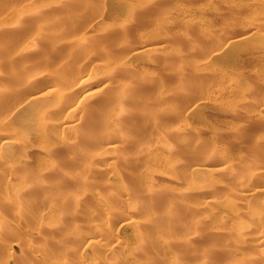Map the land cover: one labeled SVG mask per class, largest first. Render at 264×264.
<instances>
[{
    "label": "rangeland",
    "instance_id": "obj_1",
    "mask_svg": "<svg viewBox=\"0 0 264 264\" xmlns=\"http://www.w3.org/2000/svg\"><path fill=\"white\" fill-rule=\"evenodd\" d=\"M15 1L12 0L11 4L17 5L21 0H18L17 4ZM28 1L30 4L33 1L35 3L31 4L33 6L31 8L34 9V5H36L42 9L39 11L41 15L31 18L32 25L30 23V28L26 30L27 37L25 36L26 32L14 28L15 31L13 29L9 31L12 28L10 26L12 21L8 20L12 19L9 18L13 11L8 13V10L11 7L4 10V14L0 11V15L2 13L0 21L4 20L0 26V62L4 63L5 66H1L6 71L3 73L1 69L0 77L3 81L4 78L7 80L10 77L9 79L12 81L9 83L8 79L5 84L13 86L9 97H0V138L9 137L10 140L5 141L4 139L5 142H2L0 139V221L11 220L10 226L0 228V246H5L6 252H8L7 249L11 251L10 244L25 249L30 246L29 249H32L33 252L36 251L35 255L39 253L34 258V264H101L103 261L109 262L114 256L124 255L126 245L112 247L114 241L109 239L108 242L106 239L107 243H110V247H108L113 250L110 249L106 253L98 246L82 243L80 239L83 236L82 233L90 235L89 232L98 224L104 209L109 208L114 212L110 217H106L109 218L110 224V230L105 235L106 238L115 234L125 236V230H128L129 234V229L120 228L122 219L127 212L134 214L139 219H141L139 216H144L142 214L143 206L138 205L136 201H139L138 198H142V195L145 194L143 187L146 184L145 187H148V184H153L157 191L160 190L159 192H163L162 194H165L166 197L169 196L173 202L181 205H178V208L181 207V210L190 213L185 214L184 220H186H183L185 223L182 225L181 222L179 228L177 226L179 230L169 231L170 229L165 227L166 239L180 241L185 236L195 238L196 240L191 239L195 244L190 249L192 254H201L204 248H201L200 245L196 246V241L202 240L201 238H205L207 234L210 235L213 232V236L214 234L215 236L210 237L212 241L209 240L210 243H213L208 244L209 242H207V244L214 246L218 252L224 251L222 253L224 256L219 259L220 264H234V260L230 263L229 260L227 262V256L231 260L232 255L237 256L236 259L242 258L244 254L240 250L243 247L242 238L244 240L247 234L249 235H247L248 239L255 234L258 236V233L261 235L262 231L259 230L264 228V222L261 224L264 221V218L262 219L264 212L259 216L261 204H264V192L262 191L264 190V168L262 167L264 165V149L261 150L262 147L264 148V0H22L25 2L23 4L30 7ZM21 4L15 8L18 6L27 8L26 5L22 6L23 4ZM5 12L8 14L6 15ZM129 14L131 17L127 16ZM61 16L66 17V20L62 21ZM42 17L50 18L53 22L58 20V23L49 29L43 26ZM126 17H129V22L126 21ZM5 20L7 24H5ZM121 21H124L122 24L127 22V24L125 23L127 31L119 33ZM227 23L230 24V27L233 25L234 29L226 32L225 35L215 36L213 31H217V28H221ZM250 24L256 27L252 26V28ZM40 26L42 27L39 29ZM7 27L9 30L6 29ZM103 30L107 32L104 33ZM38 31L45 33L44 40L43 37L42 40H37L35 34ZM33 34L34 37H32ZM157 37L161 39H157ZM22 38L25 39V42L23 40V44H20ZM82 38L83 40H81ZM97 38L101 43L97 41ZM31 40L33 41L32 46L35 43V45L41 44L43 47L36 46L37 48H34L36 51L31 49V44H29ZM80 41L82 43L86 41L85 43L88 42V45L91 43L90 48L92 49H88V46H84L86 48L78 46ZM157 41L162 42L161 45L165 46L162 53H166L167 57L170 55L169 63L172 64L174 61L172 67L169 64L170 68L165 66L168 62L162 64L169 68L164 69L163 67L165 71L158 64L159 61L157 60V63L153 58L157 54L153 50L158 46L155 43ZM73 42L76 44H70ZM24 43L30 45L27 48L28 51L26 50L27 53H24L26 55L19 52ZM146 43L147 45L154 44L147 46ZM68 47L75 50L70 52ZM147 48H151V50L146 51ZM14 51H17L18 56L21 55L19 56L20 60L17 59L18 56ZM13 53H15L14 57H12ZM170 60L172 61L170 62ZM114 64L115 71L112 68ZM24 65L26 68H35L33 71L38 69V72L43 76L36 77L39 78L38 80L34 78L30 81ZM117 65H119L118 68L122 65L120 72ZM127 68L128 71L125 73L123 70H127ZM97 70H99L97 73L100 77L99 81L96 80L90 89L95 95L90 98L89 103L81 107L85 91H80L77 94L70 89V85L81 80L86 74ZM129 70L130 73L133 72L130 77H128ZM42 71L45 72L42 73ZM44 74H46L45 77ZM13 75H15V79ZM123 75L126 76L125 78L128 77L126 79L128 81L123 78ZM147 75L149 79L146 78ZM141 77H144V82ZM122 78L124 82L121 81ZM125 82L132 86L137 84L135 88L138 91L139 100L134 106L137 110H133L134 107L131 105L120 103L116 105L115 103L119 97L126 94L125 89L129 90L131 87L129 84L126 87L127 83ZM44 85H46L45 88ZM25 87L30 88L26 89ZM123 87L126 88L123 89ZM61 90H64L65 93L62 99L58 97ZM44 92L47 93L45 95L47 98L43 99L49 103L44 102L46 103L44 104V100L41 99V102L39 101L35 105L28 100L29 96L31 98L33 95L44 94ZM172 96H177L178 107L174 112L162 111L163 106L170 104L169 100ZM50 101L52 102L50 103ZM4 104L5 106L9 104L12 109L8 110ZM13 106L15 107L13 108ZM36 107L39 108L38 111L35 110ZM4 108L7 109L6 112ZM130 108L133 110L132 113H135L134 115H131L130 112V118L125 115L123 119H116V114L122 109L129 111ZM144 113L146 114L144 115ZM38 115L43 118H39ZM142 116L144 119L140 118ZM77 120L80 121V127L74 133L73 131L70 133L66 129L63 131L64 133L60 130H55L53 133L50 132L52 129L47 128L52 125L60 126L68 122L73 123ZM121 120L125 124L128 122L129 129L134 132H131L130 135L129 133L125 134ZM53 122L59 124L49 125ZM170 122L171 124H169ZM38 124L46 126L45 129L41 125L47 133L42 128L40 129ZM170 125L176 128L175 132L177 133L165 142L161 133L165 127H171ZM115 132L122 135L124 140H122L123 138L120 141L115 139L118 136ZM91 133L98 136L96 141L95 138L88 139ZM234 133L239 134L236 136ZM61 136L70 138L67 141L73 138L75 141L70 142V144L73 142L71 146H66L64 143L61 145L59 142ZM48 139L51 143L48 142ZM210 140L215 141L214 146L203 152L205 150L201 149L202 146L198 143H206ZM113 142L115 145H119V148L116 152V149L112 150L111 153L108 145H113ZM256 142L262 145L260 149L255 145ZM49 146H52L54 150ZM104 146L107 148H103ZM258 149L259 152H257ZM145 150L148 153L154 152L153 158L156 160L150 158L153 153H149V158L145 159L147 154L142 153ZM128 155L131 159L124 160ZM142 157L144 159H141ZM184 158L190 162L188 168L183 170H179L181 168L178 169V166H176L177 169L172 168L174 166L172 163L175 164L176 161ZM103 166L105 169L101 172ZM145 167H149L151 170ZM196 167L197 169L202 168L201 176L194 174L193 171ZM220 168L223 170V174L218 173ZM253 168L254 170L258 169L254 171ZM260 168H263V176L261 172L260 175L255 173L259 172ZM251 172L255 177L258 174V177L253 178ZM191 173L193 174L191 175ZM246 174L248 177L251 175L253 179L248 178L251 179L250 183H247L248 185L243 182L246 187L243 189L242 178L244 177L245 180ZM202 176L205 178V182ZM83 179H88V188L86 187L82 191L84 189L81 184ZM190 179H196V182L198 180L200 186L202 182V187H204L202 191L200 189V192L198 190L194 191L195 193L184 192L183 185ZM60 181L63 182L62 185H59ZM30 182L38 183L36 184L37 189L33 188L35 194H32ZM57 186H61V188L55 189ZM69 193L74 198L72 195H70L71 198L67 197ZM77 193L81 194V198H77ZM63 194H66V197ZM100 194L104 197L100 198L98 196ZM65 198H68L69 201ZM173 198L181 199L180 203ZM71 199H73L72 202ZM73 202H76L75 207H73ZM126 204L131 205L130 212L127 211ZM139 204H142V201ZM51 205L63 206L64 219L55 215L47 226L35 217L30 222L17 224L13 221L19 206L30 208L37 213V216H40ZM165 206L163 205L164 208ZM177 207L172 209H177ZM164 208H160L158 212L165 214L169 211L168 208ZM256 208H259L257 209L259 214L255 210ZM79 211L82 214H78ZM30 214L33 216L32 212ZM194 214L198 221L193 218ZM86 217H90L89 221ZM146 217L148 218V216ZM194 219L198 223L195 222V224ZM235 219L240 222L231 224L235 222ZM259 219H261V223L256 221ZM241 221L243 223L248 221V224L242 226ZM63 222H70L67 223L68 225L74 224L69 229L73 232L79 231V234L76 235V238L64 241L66 249H69L68 253L49 254L48 250L42 246L45 242L44 232L49 233L51 241L61 240L57 229ZM167 222L168 225L169 222ZM253 222H258V225H262V227H258L257 223L253 225ZM115 223L117 225H114ZM239 226H245L246 229ZM255 226L257 227L255 228ZM175 232L176 235H174ZM233 232L235 234L239 232L237 237ZM229 237L234 238L235 241L233 242ZM235 237H240L238 238L240 242L236 241ZM214 240L217 241L214 242ZM195 246L196 248H194ZM222 246L224 250H218ZM238 246L239 248H237ZM232 250H236V253H233ZM256 254L258 255L255 252L254 256ZM172 255L175 256V254ZM172 255L168 256V262H172ZM0 264L5 263L0 262ZM129 264L139 263L131 261Z\"/></svg>",
    "mask_w": 264,
    "mask_h": 264
},
{
    "label": "bare ground",
    "instance_id": "obj_2",
    "mask_svg": "<svg viewBox=\"0 0 264 264\" xmlns=\"http://www.w3.org/2000/svg\"><path fill=\"white\" fill-rule=\"evenodd\" d=\"M15 1V0H14ZM17 1L18 0H16L15 2H16V4H17ZM11 2H12V0H6V1H1L0 0V11L1 12H3V14H4V10H8L9 8L8 7H11V9H13V10H8V13H9V11H13L12 12V17L10 16V18H9V16H7L9 19H11V20H8V21H12V22H10V23H12L11 25H10V23H9V25L10 26H12V28H10V30L8 29V27L6 28L7 30H9V31H11V29H15V30H20V31H23V32H26V37L28 36L27 35V29L28 28H30V23L32 22L31 21V18L32 17H35V15H41V12H39L40 11V9H42V8H39L38 6V8L36 7V5H34L35 7H34V9L33 8H31V7H33V6H31V4L33 5V4H35V3H31L30 4V2L28 3V5L30 6V7H28L26 4H23V3H25V2H22V0L21 1H18V3L19 4H21L22 6H27V8L26 7H20V6H18V7H20V8H18V7H16L15 8V6H17V5H19V4H17V5H14V4H11ZM15 2H13V3H15ZM38 3V2H37ZM9 5H12V6H9ZM14 5V6H13ZM13 7V8H12ZM26 8V9H25ZM30 8V9H29ZM37 11V12H36ZM133 11V10H132ZM7 12H5V14L7 15L8 14ZM264 15V14H263ZM0 16H2V13H1V15ZM42 16H43V13H42ZM127 16H130L131 17V14H129V15H127ZM262 16V15H261ZM261 16H258V17H260L261 18ZM4 17V16H3ZM6 17V16H5ZM127 18V17H126ZM126 18H123L124 20L126 19ZM129 18V17H128ZM128 18H127V22H129L128 21ZM263 18V17H262ZM1 19V18H0ZM3 19H5V18H3ZM7 19V18H6ZM259 19V18H258ZM61 20L63 21V20H66V17H62L61 16ZM260 20V19H259ZM4 21V20H3ZM3 21L1 22L0 21V26H2V24H3ZM257 21V20H256ZM124 22V21H123ZM122 21H121V23H120V27H119V29L120 30H118V31H120L119 33H121V31L123 32V31H127L126 30V24H127V22H125L124 24H122L123 23ZM42 23H43V26H45V27H47V28H52V27H54V26H56L57 25V23H58V20L57 21H52L50 18H45V17H42ZM251 23V22H250ZM5 24H7V22H6V20H5ZM33 24H34V21H33ZM129 24V23H128ZM229 23H227V25H223V26H221V28H217L218 30L216 31H213V33H214V35L216 36V35H225L226 34V32H230V30L231 29H234V27H233V25H232V27H230V24L228 25ZM254 25H255V23H253ZM31 25H32V23H31ZM40 25V24H39ZM251 25V27L253 26L252 24H250ZM7 26V25H6ZM35 26V25H34ZM129 26V25H128ZM128 26H127V28H128ZM42 26H40V27H38L39 29L41 28ZM253 27H256V26H253ZM252 27V28H253ZM4 30H5V28H3ZM13 29V31H15ZM35 29H37V28H35ZM109 29V28H108ZM251 29V28H250ZM30 30V29H29ZM105 30H107V29H105ZM105 30H103V32L104 33H106L105 32ZM252 30V29H251ZM109 31V30H108ZM233 31V30H232ZM34 32V31H33ZM43 31H38V32H36V34H35V36L37 37V40H44V37H45V33H42ZM102 32V33H103ZM124 32V33H125ZM2 33V32H1ZM47 33V32H46ZM217 33V34H216ZM81 35V34H80ZM84 35V34H83ZM24 36V35H23ZM85 36V35H84ZM84 36H82V37H84ZM25 37V38H26ZM32 37H34V34H33V36ZM36 37H35V39H36ZM43 37V38H42ZM219 37V36H218ZM246 37V36H245ZM247 37H249V35H247ZM42 38V39H41ZM158 38H160V37H157V39ZM240 38V37H239ZM243 38V37H242ZM31 39V38H30ZM34 39V38H33ZM85 39V38H84ZM161 39V38H160ZM245 39V38H244ZM244 39H241V40H244ZM247 39V38H246ZM23 40H24V42H25V39H23L22 38V41H21V43L20 44H23ZM29 40V39H28ZM81 40H83V38L81 39ZM163 40V39H162ZM240 40V39H239ZM27 41V40H26ZM97 41L99 42V43H101L100 42V40H98V38H97ZM35 42V41H34ZM75 42V41H74ZM73 42V43H74ZM86 42V41H85ZM82 43V41H80L79 43H78V46H83L82 48H86V47H84V46H88L89 48L88 49H92V48H90V46H91V43H89V45H88V42L87 43ZM97 42V44L99 45V43ZM70 43V44H72V45H75L76 43ZM155 43H157L158 44V46L155 48V49H153V50H155L154 52H156L157 54H156V56H158V57H153V58H155V62H157V60L159 61V65H160V67H162V69H163V67H164V69H167L168 67L170 68V66H169V59L171 58H169L168 59V57L170 56H168L167 57V54L165 55L164 53H162V50H163V48L165 47V46H162L161 44H162V42H155ZM29 44H31V49H34V48H37L36 46H38V47H43L40 43V45H35V43H34V47L32 46V44H33V41L31 40V42L29 41ZM43 44V43H42ZM84 44H87V45H84ZM95 44H96V42H95ZM154 44V43H153ZM152 43L151 44H148V45H153ZM25 45V46H24ZM24 45H22L23 47H21L20 48V50H19V52L20 53H22V55H26V54H24L25 52L27 53V48H29L28 46H30V45H26L25 43H24ZM146 45H147V43H146ZM147 45V46H148ZM146 46V47H147ZM70 47H68V49H69ZM82 48H81V50H82ZM145 48V47H144ZM144 48H142V49H144ZM10 49V48H9ZM19 49V48H18ZM87 49V50H88ZM148 49V48H147ZM146 49V51H149V50H151V48H149L148 50ZM5 50L7 51V49L5 48ZM12 50V49H11ZM27 50V51H26ZM35 50V49H34ZM70 50V52L71 51H74L73 50V48L71 49H69ZM78 50V49H77ZM80 50V49H79ZM80 50V51H81ZM152 50V51H153ZM157 50V51H156ZM36 51V50H35ZM141 51V50H140ZM9 52V51H8ZM7 52V53H8ZM15 53L17 52V51H14ZM18 52V53H19ZM144 52H145V50H144ZM6 53V52H5ZM6 53V54H7ZM15 53H13L12 55V57H14L15 56ZM72 54V53H71ZM16 55H17V53H16ZM75 55V54H74ZM18 56V55H17ZM16 56V57H17ZM19 56H21V55H19ZM19 56H18V58L17 59H19ZM20 58H23V57H20ZM157 58V59H156ZM173 59V58H172ZM20 60V59H19ZM172 60H170V62H171ZM167 62H168V64H167ZM174 62V61H173ZM172 62V64L174 65V63ZM161 63V64H160ZM4 63H2L1 64V62H0V70H1V72H5L6 73V71L5 70H3V68H2V66L1 65H3ZM164 64H167V65H165V66H168L167 68L165 67V66H163ZM172 64H170L171 65V67H172ZM124 65V64H123ZM3 66H5V65H3ZM114 66H115V64L113 65V70H114ZM118 66L119 65H117L116 67L118 68ZM122 65H120V67L118 68V69H120L119 70V72L122 70V67H121ZM23 67H25V65L23 66ZM95 67V66H94ZM94 67H92V68H94ZM128 68H129V66H127ZM91 68V69H92ZM111 68V69H112ZM128 68H127V70H123L124 72L125 71H128ZM168 68V69H169ZM33 69H35V68H33ZM33 69H31V68H26L25 67V71H26V74L28 75V78L30 79V81L31 80H33L34 78H36V77H39L40 78V76L42 75L40 72H38L39 70L38 69H36L35 71H33ZM110 69V71H112ZM118 69H116L117 71L116 72H118ZM161 69V70H162ZM163 69V71H165ZM6 70H7V68H6ZM95 70V69H94ZM93 70V71H94ZM90 72L89 74H86L85 76H83V78H81V80H79V81H76V82H74L72 85H70V89L71 90H73V91H75V93H77V94H79V92L80 91H85V94H84V98H83V105H81V107H83V106H85L87 103H89V100H90V98H92L94 95H95V93L93 92V90H90L91 89V86L96 82V80H98V78H100V77H98V71L99 70H97V71H95V72ZM115 71V70H114ZM122 71V72H123ZM162 71V72H163ZM1 72H0V74H1ZM3 72V73H4ZM7 72H8V70H7ZM45 72V71H44ZM43 71H42V73H44ZM113 72V71H112ZM112 72H110L112 75H115V74H113ZM123 72V73H124ZM126 73V72H125ZM125 73H124V75H125ZM122 74V73H121ZM128 74V73H127ZM126 74V75H127ZM129 74L130 75H128V77H130V76H132L133 75V72L132 73H130V70H129ZM132 74V75H131ZM5 76H6V74H4ZM15 75H16V73H15ZM15 75H13L14 76V79H15ZM31 75V76H30ZM45 75L46 74H44V77H45ZM124 75H123V78L126 80L127 78H125L124 77ZM1 76H3V75H1ZM43 76V75H42ZM49 77H50V75H49ZM147 77H149L148 75L146 76V78ZM4 78V77H3ZM10 78V77H9ZM8 78V79H9ZM27 78V79H28ZM39 78H36L37 80L39 79ZM119 78V77H118ZM121 79V81H123L124 82V79ZM7 79V80H8ZM35 79V80H36ZM130 79V78H129ZM141 79L143 80V82H144V77L142 78L141 77ZM147 79H149V78H147ZM199 78H197V80H198ZM7 80H5V78H4V81L1 79V77H0V97H7L8 95H11V93H12V87L11 86H9L8 84H5V81H7ZM26 80V79H25ZM101 80V79H100ZM119 80H120V78H119ZM10 81H12V79H9V83H10ZM30 81H29V83H30ZM99 81V80H98ZM126 81H128V80H126ZM149 81V80H148ZM199 81V80H198ZM145 82H147V80H145ZM6 83H8V82H6ZM11 83H13V82H11ZM27 84H28V82H26ZM36 83V82H35ZM48 83V82H47ZM125 83H127V86L126 87H128L129 85L131 86L130 88H129V90H127V88L126 87H123V89H125V91H127L126 92V94H124V96L122 95L121 96V98L119 97V99L117 100V101H115V103H116V105L118 104V103H120V104H126V105H131V107L133 106H135V105H137V103H138V100H139V98H138V91L136 90V86H137V84L135 85V86H132V84H130V83H128V82H125ZM132 83V82H131ZM194 83H196V80H194ZM46 84V83H45ZM129 84V85H128ZM135 84V83H134ZM133 84V85H134ZM14 85V84H13ZM16 85V84H15ZM126 85V84H125ZM67 86V85H66ZM66 86H65V88H66ZM46 87V85H44V88ZM68 87V86H67ZM254 87V86H253ZM15 88V87H14ZM26 88V87H25ZM30 87H28V88H26V89H29ZM64 88V87H63ZM68 88V89H69ZM70 90V91H71ZM32 91H34V90H32ZM67 91V90H66ZM34 92H36V91H34ZM124 91L122 90V93H123ZM14 93H16V92H14ZM59 93V92H58ZM121 92H120V94H122ZM29 94V93H28ZM37 94V93H36ZM47 93L46 92H44V94L43 93H40V94H37V95H33L31 98H30V96H29V99L28 100H30L32 103H39V101L42 99V100H44L43 98H47V96H45ZM45 96V97H44ZM65 96V93H64V90L62 91L61 90V92L59 93V95H58V97L60 98V99H62L63 97ZM9 97V96H8ZM49 98H50V96H49ZM171 98V99H170ZM169 99V101H170V104L168 105V106H163V109H162V111H166V112H174L175 110H176V107H178L177 105V96H172V97H170ZM27 100V101H28ZM47 101H48V99H46ZM26 101V102H27ZM114 101V100H113ZM177 101V102H176ZM41 102V101H40ZM44 102H46L45 100L43 101V103ZM52 101H50V103H51ZM46 103H49V102H46ZM46 103H44V104H46ZM41 104V103H40ZM39 104V105H40ZM114 103H112V105H113ZM11 105V104H10ZM36 105V104H35ZM34 105V106H35ZM115 105V104H114ZM9 106V104L7 105V106H5V104H4V107H6L8 110H10V109H12V107L10 108V106ZM41 106V105H40ZM122 106V105H121ZM15 106H13V108H14ZM42 107V106H41ZM120 107V106H119ZM6 108H4V110L6 109ZM95 109H97V107H94ZM135 108V107H134ZM134 108H132L133 110H137L136 108L134 109ZM146 108H148V107H146ZM3 109V108H2ZM7 109L5 110V112L7 111ZM39 110V108H37L36 107V109L35 110ZM129 109V108H128ZM131 109V108H130ZM131 109V110H132ZM37 110V111H38ZM131 110H126V109H122L121 110V112H119L118 114H116V119L117 120H120L121 118L123 119V117H125V115H127L129 118H130V112L132 113L133 112V110L131 111ZM0 111H1V109H0ZM144 111H146V112H149V111H147V110H144ZM143 111V112H144ZM136 112V111H135ZM137 113V112H136ZM135 113H132L131 115H134ZM146 113H144V115H145ZM141 116V115H140ZM38 117L39 118H43V117H41L40 115H38ZM81 119H82V117H80ZM141 119H144L143 118V116L142 117H140ZM67 120V119H66ZM65 120V121H66ZM80 120V119H79ZM79 120H77V121H72L73 123H63L64 125H52V124H54V123H57V124H59L58 122H53V123H49V125H52V126H50V127H47L48 129H52V131H50V130H48V131H50V132H53V131H55V130H60V132H63L65 129L66 130H69L70 131V133H72V131H73V133H74V131H76L77 132V130L79 129V127H80V121ZM121 123H122V125H124V130H123V132H125V134L126 133H129V135L131 134V132H134V131H132V129L130 130L129 129V127H130V124H128V122L125 124V122H123L122 120H121ZM130 123V122H129ZM37 124V123H36ZM169 124H171V122L169 123ZM39 126H40V129L42 128L41 127V125L42 124H38ZM48 125V124H47ZM43 126V128L45 127V129H46V126H44V125H42ZM171 127H165L164 128V130H163V133H161L162 134V136L164 137H162V139L166 142V141H168L169 139H170V137L173 135H175L177 132H175L176 130V128L175 127H173L172 125H170ZM123 127V126H122ZM173 127V128H172ZM43 128H42V130H43ZM123 129V128H122ZM41 131V130H40ZM43 131H45V130H43ZM42 131V132H43ZM68 131V132H69ZM236 131H238V130H236ZM66 132V131H65ZM75 132V133H76ZM240 132V131H239ZM45 133H47V131H45ZM54 133V132H53ZM58 133V132H57ZM64 133V132H63ZM95 133V132H94ZM115 133H117V135L119 134L118 132H115ZM122 133V132H121ZM51 134V133H50ZM122 134H124V133H122ZM215 134V133H214ZM234 134H236V133H234ZM237 134H239V133H237ZM237 134H236V136H237ZM242 134V133H241ZM90 136L88 137V139H94L95 138V141L98 139L94 134H89ZM216 135V134H215ZM246 135V134H245ZM217 136V135H216ZM235 136V137H236ZM65 137V138H64ZM64 137H62L61 136V141L59 140V142L61 143V145H62V143H64V145H69V146H71L72 144H73V142L70 144V142L72 141V140H74V138L72 139V140H69V141H67L68 139H70V138H67L66 136H64ZM220 138H221V136H219ZM234 137V136H233ZM241 137V136H240ZM67 138V139H66ZM123 138V139H122ZM169 138V139H168ZM172 138V137H171ZM237 138V137H236ZM1 140H2V142L4 141V139H5V141L6 140H8V141H10L9 140V137L7 138V137H1L0 138ZM66 139V140H65ZM115 139H117V140H119L120 141V139H122V140H124V137L122 136V135H118V136H116V138ZM161 139V140H162ZM166 139V140H165ZM168 139V140H167ZM116 140V141H117ZM162 140V141H163ZM209 140V139H208ZM212 140V139H211ZM210 140V141H211ZM4 141V142H5ZM75 141V140H74ZM118 141V142H119ZM163 141V142H164ZM201 141V140H200ZM199 141V142H200ZM200 142V143H198L200 146H202V148L201 149H203V150H205V151H203V152H206V151H208L210 148H212L213 146H214V143H215V141L214 142ZM48 142H50V139H48ZM115 142V141H114ZM113 142V143H114ZM263 142V141H262ZM51 143V142H50ZM66 143H69V144H66ZM112 143V144H113ZM257 143V142H256ZM259 143V142H258ZM257 143V144H258ZM260 143H261V141H260ZM255 144L256 146H258L257 148H259L260 149V147L262 146L261 144ZM5 144V143H4ZM107 144V143H106ZM195 144H197V143H195ZM263 144V143H262ZM52 145V144H51ZM109 147H110V149H111V153L115 150V152L117 151V148H119V145H115V143L113 144V145H108ZM50 147V146H49ZM48 147V148H49ZM106 146H104L103 148H105ZM48 148H45V149H47V150H49L50 148L51 149H53L54 150V148L51 146L49 149ZM102 148V149H103ZM107 148V147H106ZM105 148V149H106ZM152 148V147H151ZM51 149H50V151H51ZM109 149V148H108ZM154 149V148H153ZM153 149H152V151H153ZM259 149H258V151L257 152H259ZM264 148L262 147V149L261 150H263ZM113 150V151H112ZM257 150V149H256ZM152 151H150L149 153L150 154H152V157H151V155L145 150V151H143L142 153H146L147 154V156H145V159H146V157L147 158H149L148 156L150 155V158H152V159H154L153 157H154V152H152ZM109 152V151H108ZM106 153H107V151H106ZM105 153V154H106ZM127 155V154H126ZM255 155V154H254ZM185 156V155H184ZM187 156V155H186ZM256 156V155H255ZM137 157V156H136ZM183 157V156H182ZM128 158H130V156L128 155V156H126L125 158H124V160H129ZM138 158V157H137ZM136 158V159H137ZM131 159V158H130ZM141 159H144L143 157L141 158ZM79 160H81V159H79ZM138 160V159H137ZM140 160V159H139ZM156 159H154V161H155ZM81 161H83V160H81ZM146 161V160H145ZM144 161V162H145ZM78 162V161H77ZM128 162H130V161H128ZM147 162V161H146ZM148 162H149V160H148ZM177 162V163H176ZM175 162V164H177V165H175L174 163H172L171 164V166H173L172 168H176L177 169V167L176 166H178V169L179 168H181V169H179V170H183V169H186V168H188L189 167V165H190V162H189V160H186L185 158L184 159H180V160H178V161H176ZM79 163V162H78ZM82 164H83V162H81ZM109 163V162H108ZM107 163V165H109ZM111 163V162H110ZM138 164H140V162H137ZM141 163H142V161H141ZM152 163V162H151ZM150 163V164H151ZM192 163V162H191ZM80 164V163H79ZM261 164V163H260ZM148 165H149V163H148ZM248 165V164H247ZM250 165V164H249ZM254 165V164H253ZM141 166V165H140ZM144 166H147V165H144ZM143 166V167H144ZM169 166H170V164H169ZM204 166V165H203ZM255 166H257V165H255ZM107 167V166H106ZM109 167V166H108ZM194 167V166H193ZM197 167H199V166H197ZM197 167H196V169H194V174L195 175H199V176H201V174L203 173V172H200V170L202 169H197ZM263 168H264V165L262 166ZM145 168H148V170L150 169L149 167H145ZM223 168V167H222ZM250 168V167H249ZM255 168V167H254ZM254 168H253V170H254ZM263 168H260V170H258L259 172H255V173H262V170H263ZM103 169H105V166H103V168L101 169V172L103 171ZM107 169V168H106ZM171 169V168H170ZM176 169H174V170H176ZM204 169V168H203ZM246 169V168H245ZM258 169V168H257ZM256 169V170H257ZM151 170V169H150ZM178 170V171H179ZM218 170H220L218 173H222L223 174V170H221V168L220 169H218ZM247 170V169H246ZM256 170H254V171H256ZM93 171H94V173H96L95 172V170L93 169ZM153 171V170H152ZM177 171V170H176ZM186 171V170H185ZM188 171V170H187ZM222 171V172H221ZM250 171H252L251 169H250ZM264 171V170H263ZM181 172V171H180ZM179 172V173H180ZM183 172V171H182ZM177 173V172H176ZM247 173V172H246ZM260 173V174H261ZM193 173H191V175H192ZM250 174V173H249ZM258 174H256V177H258L257 175ZM259 174V175H260ZM194 175V176H195ZM218 175V174H217ZM220 175V174H219ZM247 175V174H246ZM251 175L253 176L254 175V173H252L251 172ZM250 175V177H248V175H247V177H246V179L244 180V177L242 178V185L241 186H243V189L244 188H246L245 186H244V183L245 184H247L249 181H251V179H253L255 176H253V178H251L252 176ZM262 176H263V173L261 174ZM221 176V175H220ZM203 177V176H202ZM217 177V176H216ZM255 177V178H256ZM260 177V176H259ZM198 178V177H197ZM204 178V177H203ZM248 178H251L250 180L248 179ZM208 179H210V178H208ZM154 181V180H153ZM152 181V182H153ZM156 181V180H155ZM154 181V182H155ZM206 180H205V178H204V182H205ZM209 181V180H208ZM240 182H241V180H239ZM214 182H216V181H214ZM244 182V183H243ZM148 183V182H147ZM250 183V182H249ZM30 184H32L31 186H32V190H33V188L34 187H36V189H37V185L36 184H38V183H35L34 184V182H30ZM63 184V182L62 181H60L59 182V185H62ZM81 184H83V186L82 187H84V189H82V188H80V189H82V191L83 190H85V188L87 187V185H88V179L86 180V179H83L82 180V183ZM80 184V185H81ZM151 184V183H150ZM240 184V183H239ZM79 185V186H80ZM145 185V184H144ZM147 185V184H146ZM145 185V186H146ZM153 185V184H152ZM152 185H149L148 184V187H143L144 189H145V191H144V193L145 194H143L142 195V198H138L139 199V201H136V203L138 204V205H142L143 206V212H142V214L144 215V216H139V217H141V219H139V218H136V216H134V214H130V213H126L125 215H124V218L122 219V223H121V226H120V228L122 227V228H124V229H129L130 230V232H129V234H128V230H125V236H117L116 234L115 235H113V236H111V237H109V238H106V234L109 232V228H110V224H109V218H106V217H110V215H111V213H113L114 211H111L109 208H106V209H104V211H103V215H102V217L100 218V220H99V222H98V224L97 225H95V228L91 231V232H89L90 233V235H87V234H83L82 233V235L83 236H81L80 237V239L82 240V243H88V245L90 246V245H95V246H98V247H100L101 249H103L106 253H108V251H110V249L111 248H109L110 246V243H107V241L109 240V239H111V241H114V246L112 245V247H116L117 248V246H123V245H126V248H125V252H124V255H122V256H114V258L111 260V261H109V262H107V261H103L101 264H129V262H131V261H136V262H138L139 264H220V261H219V259L222 257V256H224L222 253L224 252V251H222V253L221 252H218L216 249H215V247L214 246H208V244H212V243H210V241H212L211 239H210V237L211 238H213L214 236H215V234H214V236H213V232H212V234H207V236L205 237V238H201L202 240H198V242L196 241V246H199L200 245V247L201 248H204L203 249V251H202V253L201 254H192V250L190 249V247H192L194 244H195V242L194 241H192V240H196L195 238L194 239H192V238H189L188 236L185 238H183V239H179L180 241H175V240H170V239H166L165 238V235H166V228H168V229H170L169 231H176V229H178L179 228V224L181 223L182 225L185 223H183V220H184V218H185V214H188L189 212H187V211H185V210H181V207L180 208H178L179 206H181V205H179V204H177L176 202H173V200H172V198H170L169 196V199H168V197H166L165 196V194H162L161 192H159V191H157L156 189H155V187H154V185L152 186ZM248 185V184H247ZM30 186V185H29ZM78 186V187H79ZM58 189V188H61V186H57V187H55V189ZM88 188V187H87ZM126 188V187H125ZM142 188V187H141ZM142 188V189H143ZM202 188H204V187H202V182H201V186H200V183L198 182V180H197V182H196V179H190V180H188L187 182H185L184 183V185H183V191L184 192H197L198 190H199V192H200V189H201V191H202ZM35 189V188H34ZM54 189V190H55ZM142 189H141V191H142ZM242 189V188H241ZM129 190V189H128ZM36 191V190H35ZM52 191V190H51ZM259 191V190H258ZM263 192H264V190H262ZM194 192V193H195ZM81 193V192H80ZM32 194H35V192H34V190H33V192H32ZM76 194V193H75ZM78 195H77V198L79 197V198H81L80 197V195H79V193H77ZM264 194V193H263ZM64 195V197H66L65 195L66 194H63ZM70 195H72L71 193H69V194H67V197L69 196L70 198H71V196ZM244 195V194H243ZM100 198L101 197H104V196H102V194H100V195H98ZM63 197V196H62ZM76 197V196H75ZM179 197V196H178ZM244 197V196H243ZM69 198V199H70ZM72 198H74L73 197V195H72ZM78 198V199H79ZM65 199H67L68 200V198H65ZM76 199V198H75ZM77 199V200H78ZM142 199H144V200H142ZM174 199V198H173ZM176 199V198H175ZM174 199V200H175ZM181 199H182V196H181ZM181 199L179 200V198H177L176 200H177V202L179 201V203H180V201H181ZM240 199H241V197H240ZM72 200L73 199H71V202H72ZM77 200H75V201H77ZM170 200V201H169ZM171 200H172V202H171ZM184 200V199H183ZM69 201V200H68ZM79 201V200H78ZM77 201V202H78ZM140 201H142V204H139V202ZM241 201H242V199H241ZM74 203V202H73ZM176 205H175V204ZM262 203V202H261ZM263 203H264V201H263ZM169 204V205H168ZM184 204V203H183ZM185 204H187V203H185ZM75 205H76V202L73 204V207H75ZM163 205L165 206V205H167L168 207H166L165 206V208H168V212L166 213L165 212V214H160L159 212H158V210L161 208V209H163L164 207H163ZM179 205V206H178ZM231 205V204H230ZM259 205V204H258ZM264 205V204H263ZM263 205L261 204V206H262V211H261V209L259 210V212H261L260 214L258 213V211H257V209H259V208H256L255 210L257 211V213L259 214V216L262 214V212H264V210H263ZM126 208H127V211H129L130 212V210H131V205L129 204V205H127L126 204ZM178 206V207H177ZM257 206V205H256ZM61 207V208H60ZM163 207V208H162ZM176 208L177 207V209H172V208ZM257 207H260V206H257ZM63 208V206H50V208L49 209H46L47 211H44L43 213H41L40 214V216H37V213L35 212V211H33V210H31L30 208H27V207H21V206H19V207H17V215L15 216V218H14V222L15 223H17V224H19V223H21V222H30L31 220H33L34 219V217L35 218H37V219H39V220H41V222H42V224L43 225H45V226H47L49 223H50V220L53 218V216H57V217H60V219H64V216H65V211L62 209ZM164 208V209H165ZM236 208V207H235ZM172 209V210H171ZM233 209V208H232ZM254 209V208H253ZM252 209V210H253ZM174 210H176L175 212H174ZM81 211H83L82 209H81ZM180 211V212H179ZM254 211V210H253ZM255 211V212H256ZM30 212H32L33 213V216L30 214ZM254 212V213H255ZM159 213V214H158ZM253 213V212H252ZM256 213V214H257ZM78 214H82V212H80L79 211V213ZM190 214V213H189ZM145 216H148V218L146 217L145 218ZM235 217V216H234ZM258 217V216H257ZM256 217V218H257ZM193 218H195V214L193 215ZM258 218H261V217H258ZM257 218V219H258ZM264 217H262V219H263ZM86 219L89 221V219H90V217H86ZM195 219H197V221H198V218L196 217ZM194 219V223L196 222V223H198L196 220ZM206 219V218H205ZM207 219H209V218H207ZM169 222H167V221ZM186 220V219H185ZM184 220V221H185ZM225 220H227V219H225ZM243 220V219H242ZM261 219H259V220H256V221H258L259 223H261V221H260ZM264 220V219H263ZM207 221V220H206ZM234 221V220H233ZM238 221L239 220H237L236 221V219H235V222L234 223H231V224H235L236 222L238 223ZM248 221H250V220H248ZM248 221H247V223H243L242 221H241V223H242V226H243V224L246 226L247 224H248ZM166 222L168 223V225L166 224ZM224 222V221H223ZM228 222V221H227ZM226 222V223H227ZM232 222V221H231ZM240 222V221H239ZM244 222H245V220H244ZM258 222H255V223H257V225H258ZM263 222L264 221H262V223L261 224H263ZM68 224L70 223V222H67ZM66 222H63V224L59 227V229H57L58 230V235L59 236H61V240H58V241H51V238H50V235H49V233L48 232H44V235H43V237H44V240H45V242H44V245H42L46 250H48L47 252H49V254H54V255H60L61 253H63V252H65V253H68L67 252V250H69V249H66V247H65V240H67V239H70V238H76V235L77 234H79V231H77V232H73L72 230H70L69 229V227H71V226H73L74 224H70V225H68ZM195 223V224H196ZM254 222H253V225L255 224ZM181 224H180V227H181ZM202 224V223H201ZM200 224V225H201ZM11 225V220H6V219H3V220H1L0 221V228L2 227V226H10ZM114 225H117V223H115ZM167 225V226H166ZM199 225V224H198ZM239 225H241L240 223H239ZM177 226H178V228H177ZM231 226V225H230ZM238 226V225H237ZM236 226V227H237ZM245 226L244 227H241V226H239V227H241V228H245ZM261 227H262V225H260ZM259 225H258V227H260ZM166 227V228H165ZM184 227V226H183ZM257 226H255V228H256ZM260 227V228H261ZM264 227V226H263ZM119 228V229H120ZM235 228V227H234ZM246 229V228H245ZM259 229V228H258ZM257 229V230H258ZM264 230V228H261V230H259V231H262V234L261 235H259V233H258V236H252L251 238H249L248 239V232H244L245 234H247L246 235V238L243 240V238H242V249H240L241 250V252H243L244 254V256L242 255V258H238V259H236V257L237 256H231L232 257V260L230 259V258H228V256H227V262H228V260H229V263H230V261H233V263L234 264H264V234H263V230ZM179 230V229H178ZM230 230V229H229ZM231 230H233L232 228H231ZM240 230H242V229H240ZM249 229H248V227H247V231H248ZM203 231H205V230H203ZM206 231L208 232V230L206 229ZM234 232H235V230H233ZM237 231V230H236ZM239 231V230H238ZM256 231V230H255ZM259 231H257V232H259ZM178 232V231H177ZM207 232H204V233H207ZM230 232V231H229ZM228 232V234H230ZM233 232V234H235ZM251 232V231H250ZM170 234H171V232H169ZM169 233H167V234H169ZM208 233H210V231L208 232ZM239 233V232H238ZM238 233H236L235 234V236L238 234ZM196 234V233H195ZM198 234V233H197ZM196 234V235H197ZM227 234V235H228ZM232 234V233H231ZM244 234V235H245ZM174 235H176V232H175V234ZM194 235V234H193ZM217 235H219V234H217ZM244 235H241V236H243L244 237ZM171 236H173V234H171ZM239 236V235H238ZM175 237V236H174ZM196 237V236H195ZM237 237V236H236ZM235 237V238H236ZM181 238V237H180ZM189 238V239H188ZM198 238V237H197ZM215 238H217V237H215ZM214 238V239H215ZM228 238V237H227ZM233 242L235 241V240H233L234 238H231V237H229ZM238 238H240V237H238ZM238 238H236V241H238V242H240V239L238 240ZM106 239H107V241H106ZM192 239V240H191ZM210 240V241H209ZM217 240H219V239H217ZM217 240H214V242L215 241H217ZM31 241V240H30ZM109 242V241H108ZM207 242H209L208 244H207ZM229 242V241H228ZM232 242V243H233ZM230 243V242H229ZM237 243V242H236ZM30 244H31V242H30ZM231 244V243H230ZM238 244V243H237ZM237 244H234V245H236L237 246ZM241 244L239 245L240 247H241ZM11 245V246H10ZM9 245V249L11 250V251H9L8 249H7V251L8 252H6L5 251V246L3 247V246H0V262H4L5 264H34V262H35V260H34V258L36 257V255L37 254H39V253H37L36 255H35V253H36V251H34L33 252V250L32 249H29V247H28V249H25V248H23V247H18V245H12V244H10ZM213 245H215V244H213ZM234 245L232 246V248L234 247ZM245 245V246H244ZM109 246V247H108ZM129 246V247H128ZM196 246L194 247V248H196ZM225 246H227V245H225ZM239 246L237 247V248H239ZM199 247V248H200ZM218 247V246H217ZM229 247H230V245H229ZM31 248V247H30ZM153 248H155V250H152ZM219 248V247H218ZM227 248H228V246H227ZM227 248H226V250H227ZM115 249V248H114ZM221 249L222 250H224L223 249V246L220 248V249H218V250H220L221 251ZM112 250V249H111ZM225 250V251H226ZM113 251V250H112ZM199 251V250H198ZM228 251H229V249H228ZM233 251V250H232ZM231 251V252H232ZM236 251V250H235ZM235 251H233V253H236ZM196 252V251H195ZM258 253V255L256 254V256H254V253ZM5 253H7V254H5ZM110 253V252H109ZM227 253H229V252H227ZM5 254V255H4ZM172 254H175V256H173ZM225 254H226V252H225ZM117 255V254H116ZM169 255H172L173 257V260H172V262L170 261V262H168V256ZM227 255V254H226ZM17 257V258H16ZM1 258H2V260H1ZM17 259V260H16ZM84 259V258H83ZM14 260H15V263H14ZM170 260H171V258H170ZM81 261H83V260H81ZM62 264V263H61Z\"/></svg>",
    "mask_w": 264,
    "mask_h": 264
}]
</instances>
